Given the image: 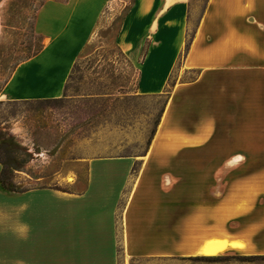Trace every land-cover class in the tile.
<instances>
[{
	"label": "crops",
	"instance_id": "crops-1",
	"mask_svg": "<svg viewBox=\"0 0 264 264\" xmlns=\"http://www.w3.org/2000/svg\"><path fill=\"white\" fill-rule=\"evenodd\" d=\"M111 1L43 4L45 42L0 103L61 98ZM194 3L132 0L116 44L135 94L168 93L148 149L88 159L80 193L0 188V264H119L202 254L213 240L264 254V0H205L185 52Z\"/></svg>",
	"mask_w": 264,
	"mask_h": 264
},
{
	"label": "rangeland",
	"instance_id": "rangeland-1",
	"mask_svg": "<svg viewBox=\"0 0 264 264\" xmlns=\"http://www.w3.org/2000/svg\"><path fill=\"white\" fill-rule=\"evenodd\" d=\"M47 1L0 0V89L19 63L42 48L45 38L36 31L35 23ZM194 1L190 35L205 0ZM131 4L132 0H112L104 9L61 98L0 103V129L28 160L16 173L17 187L80 193L86 186L88 159L136 157L148 149L165 99L135 94L137 70L116 44ZM219 191L210 190L212 194ZM255 256L264 254L227 251L125 262L120 256L119 264H264L262 258H250Z\"/></svg>",
	"mask_w": 264,
	"mask_h": 264
},
{
	"label": "trees",
	"instance_id": "trees-1",
	"mask_svg": "<svg viewBox=\"0 0 264 264\" xmlns=\"http://www.w3.org/2000/svg\"><path fill=\"white\" fill-rule=\"evenodd\" d=\"M190 39H191V36H190V34H188L185 52H187V50L189 48ZM40 50H38L33 56L38 54L40 52ZM137 76H138V72H137ZM163 97L165 99V102H164L163 108L161 109V112L159 115V120L156 123V128L159 124L161 115L163 113L164 106H165L166 100L168 98V93H165V95H163ZM51 100H57V99H48V100H44V101H51ZM155 131L152 134V138L155 134ZM152 138H151V140H152ZM27 162H28V160L25 158V155L22 153V151L19 148L13 147L11 145V140L8 138L7 134L0 129V165L2 166V170L0 172V188L2 190L6 191V192H11V193H23V192H27V191L32 189V188H19V187H17V184L15 182L16 173L20 171L21 165H24ZM55 189H57V188H55ZM57 190H60L63 192H68L67 190H64V189H57ZM250 258H253V259L262 258V259H264V257H258V256L250 257Z\"/></svg>",
	"mask_w": 264,
	"mask_h": 264
},
{
	"label": "bare ground",
	"instance_id": "bare-ground-1",
	"mask_svg": "<svg viewBox=\"0 0 264 264\" xmlns=\"http://www.w3.org/2000/svg\"><path fill=\"white\" fill-rule=\"evenodd\" d=\"M237 251H244L246 247L243 243L231 242L228 245L227 240L223 241H211L203 250L202 254L207 256L217 255L225 253L230 250V248Z\"/></svg>",
	"mask_w": 264,
	"mask_h": 264
}]
</instances>
